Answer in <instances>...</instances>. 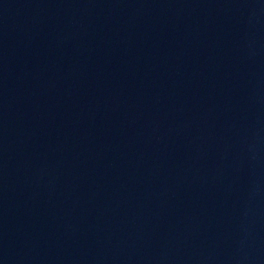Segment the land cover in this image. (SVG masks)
I'll list each match as a JSON object with an SVG mask.
<instances>
[{
    "label": "water",
    "instance_id": "95a60500",
    "mask_svg": "<svg viewBox=\"0 0 264 264\" xmlns=\"http://www.w3.org/2000/svg\"><path fill=\"white\" fill-rule=\"evenodd\" d=\"M0 264H264V0H0Z\"/></svg>",
    "mask_w": 264,
    "mask_h": 264
}]
</instances>
